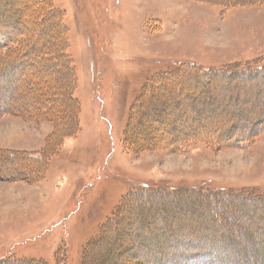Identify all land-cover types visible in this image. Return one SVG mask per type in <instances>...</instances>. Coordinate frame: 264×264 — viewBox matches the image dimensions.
I'll use <instances>...</instances> for the list:
<instances>
[{
	"label": "rangeland",
	"instance_id": "obj_1",
	"mask_svg": "<svg viewBox=\"0 0 264 264\" xmlns=\"http://www.w3.org/2000/svg\"><path fill=\"white\" fill-rule=\"evenodd\" d=\"M36 2L0 0V55L27 52L0 89L28 95L0 115V259L264 264V0Z\"/></svg>",
	"mask_w": 264,
	"mask_h": 264
},
{
	"label": "trees",
	"instance_id": "obj_2",
	"mask_svg": "<svg viewBox=\"0 0 264 264\" xmlns=\"http://www.w3.org/2000/svg\"><path fill=\"white\" fill-rule=\"evenodd\" d=\"M247 2H252L253 0H246ZM254 1H257V2H259V1H262V0H254ZM47 3V8H46V11H44V9H43V6H41L40 4H43V3ZM237 2V1H236ZM26 4V3H25ZM36 5H38L37 6V11H39L38 13L40 14V17H39V15L37 14V11H30L31 12V16L33 17V20H34V24H36V22L38 21V19L39 20H41L42 18H41V16H43V12L47 15V14H51L50 16H54V17H52V19H51V21H50V23H54L55 22V20H56V17L58 18V20L60 21V19H59V17H60V15L62 14V10L61 9H59V8H57V7H55L54 5H53V3H52V0H38V2H36ZM41 6V7H40ZM5 10V9H4ZM8 10H10V8H8ZM48 15V16H49ZM39 17V18H38ZM0 20L2 21V20H4V19H1L0 18ZM21 23H22V21H21ZM5 24V25H4ZM15 24V23H14ZM26 25V24H25ZM9 26H11V27H9ZM20 26H18V27H14L13 26V22L11 23L10 21H9V23L7 22V21H3V23H0V53L2 52V50H3V48L4 47H6V46H8V44L10 43V42H15V41H13L12 39H14L13 38V35L11 34L12 33V31L14 32V31H18V28H19ZM28 29L30 30V31H34V29L33 28H29L28 27ZM61 30V29H60ZM59 30V31H60ZM19 34H21V38H22V40H25V42L26 43H31V40H30V36H29V32L27 33V32H25V31H20L19 32ZM18 42V41H17ZM59 43H60V51H58L57 52V57L59 56L60 57V59L61 58H63L62 60H63V62L65 63V64H68L67 65V68H68V70L70 71L71 70V65H69V56H68V54H67V52H65L64 50H63V44L65 43V39L63 40V43H62V41L60 42L59 41ZM27 45V44H26ZM28 47V46H27ZM23 48V47H22ZM16 54H18V49H16V50H14L12 53H11V55H9V56H2V55H0V78L4 75V74H6V75H10V76H12L13 78L15 77V75H14V69H13V67H16V66H18V62L19 61H22L21 62V66H22V63L24 64L25 62V56L27 55V52L25 51V52H23L22 53V55H21V59L19 60V59H17L18 58V56H15ZM7 55H8V53H7ZM56 56V55H55ZM3 59H4V61H3ZM19 60V61H18ZM68 62V63H67ZM197 64H195L194 62H185L184 63V68H187V67H198L199 68V66H196ZM183 66V65H182ZM258 67H262L261 65L260 66H258ZM15 69H17V73L18 72H20V75H21V78H24V73L22 72V68L20 67H16ZM40 68L39 69H37V70H35V72H34V74H35V76H36V74H37V76H41V77H43V74L42 73H40ZM17 73H16V75H17ZM60 74V73H59ZM62 74V79L65 77L64 75H67V73L65 72V73H61ZM244 77V76H243ZM17 78V77H16ZM44 78V77H43ZM73 80V76H71V81ZM11 82H12V80H11ZM11 82L9 83V87L7 88V89H0V97L2 98L3 96H6L5 97V99H3V101L2 100H0V115H6V114H8V113H12V111H18V109H22L23 108V106L21 105V104H23V97H24V95H25V92H24V95H23V93H21V99L20 100H18L17 99V97H18V95H17V93H16V90H17V84H15V83H13V84H11ZM23 82V81H22ZM11 85V86H10ZM73 86H74V83H73ZM71 90L73 89V87L71 86V88H70ZM26 92H28L29 93V91H26ZM14 96V97H13ZM26 96V95H25ZM28 96V95H27ZM26 96V98H28ZM69 97V96H68ZM0 98V99H1ZM10 99V100H9ZM13 99V100H12ZM70 99L73 101V99H74V97L72 98V94L70 95ZM47 100L49 101V105L48 106H50V104H51V97L50 96H47ZM75 100V99H74ZM70 103H71V101H70ZM19 106V107H18ZM38 106H39V104H38ZM11 109H12V111H11ZM71 109V108H70ZM76 110V108H74V111ZM44 112L46 111V112H48L49 110H46V109H44L43 110ZM72 111V110H71ZM71 111H69L70 113H72ZM58 112L59 113H62V111L61 110H58ZM67 113H69L68 112V110L66 111ZM65 112V113H66ZM264 112H262V113H260V114H262V115H256L255 116V118L256 117H258V119H259V121L260 122H263L264 121V114H263ZM76 116V115H75ZM74 116V118L72 119L71 117L69 118L70 119V125L72 126V121H74V122H77V117H75ZM61 118V116H59V119ZM61 120V119H60ZM69 121V120H68ZM65 123H68L67 121L65 122ZM261 126H264V123H262V125ZM65 128H66V126H64ZM231 128H229V130H230ZM233 131V129L231 130V131H228V133H231ZM254 131H256V128H254L253 130H251L250 132H247V134H249V133H254ZM240 134V133H239ZM249 135H245V136H242V138H243V140L242 141H247L248 140V137ZM230 142V141H229ZM217 245H213V247H216ZM241 246V245H240ZM240 246H229V245H226V246H224L223 245V247H221L220 245L219 246H217L218 248H220V249H223V251H218L219 252V258H220V261H223V262H228V259H229V257H234V255L235 254H237V252L238 253H241L242 251H241V249H240ZM242 248H243V246H241ZM231 251V255H229L228 253H226V251ZM216 251L217 250H212V249H208L207 250V252L205 253H203V252H201V253H199L198 255H196V256H192V257H190L189 258V260H187L186 262H185V264H211V261L212 260H215V253H216ZM210 253L212 254L213 253V255H210ZM242 256H243V253H242ZM240 257V259H251L250 257ZM61 257H63L64 258V255H62V254H59V255H56V260L60 263V259H61ZM237 258V257H236ZM237 260V259H236ZM235 260V261H236ZM20 262H22V264H48L46 261H42V260H36V259H33V258H27V259H23V260H18V261H9V260H6V258H3V259H0V264H18V263H20ZM214 264H216V263H214Z\"/></svg>",
	"mask_w": 264,
	"mask_h": 264
}]
</instances>
